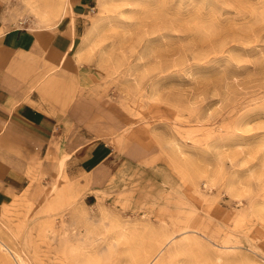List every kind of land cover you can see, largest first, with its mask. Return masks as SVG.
Returning <instances> with one entry per match:
<instances>
[{"label":"rangeland","instance_id":"obj_1","mask_svg":"<svg viewBox=\"0 0 264 264\" xmlns=\"http://www.w3.org/2000/svg\"><path fill=\"white\" fill-rule=\"evenodd\" d=\"M76 17L80 105L115 124L113 170L92 199L79 172L0 188V264H264V0H95Z\"/></svg>","mask_w":264,"mask_h":264},{"label":"crops","instance_id":"obj_2","mask_svg":"<svg viewBox=\"0 0 264 264\" xmlns=\"http://www.w3.org/2000/svg\"><path fill=\"white\" fill-rule=\"evenodd\" d=\"M68 3L75 18L67 12L28 26L6 19L0 1V188L9 192L79 172L92 199L113 170L107 138L115 124L107 113L82 112L78 95L76 16L95 0Z\"/></svg>","mask_w":264,"mask_h":264},{"label":"bare ground","instance_id":"obj_3","mask_svg":"<svg viewBox=\"0 0 264 264\" xmlns=\"http://www.w3.org/2000/svg\"><path fill=\"white\" fill-rule=\"evenodd\" d=\"M22 1L31 11H33V13H35L37 16H39L42 19H50L57 17L60 18V16L62 17L64 15V12L67 10V8H69V11L71 12L68 3L69 0H22ZM108 2L109 0H97V5L103 6Z\"/></svg>","mask_w":264,"mask_h":264}]
</instances>
